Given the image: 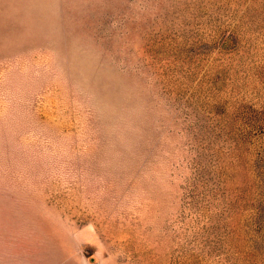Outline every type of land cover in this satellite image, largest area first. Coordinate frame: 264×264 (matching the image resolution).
Here are the masks:
<instances>
[{
    "label": "rangeland",
    "instance_id": "rangeland-1",
    "mask_svg": "<svg viewBox=\"0 0 264 264\" xmlns=\"http://www.w3.org/2000/svg\"><path fill=\"white\" fill-rule=\"evenodd\" d=\"M0 264H264V0H0Z\"/></svg>",
    "mask_w": 264,
    "mask_h": 264
}]
</instances>
